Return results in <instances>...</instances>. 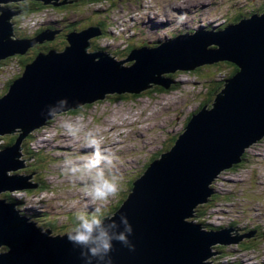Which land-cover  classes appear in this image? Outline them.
Wrapping results in <instances>:
<instances>
[{
	"label": "water",
	"instance_id": "1",
	"mask_svg": "<svg viewBox=\"0 0 264 264\" xmlns=\"http://www.w3.org/2000/svg\"><path fill=\"white\" fill-rule=\"evenodd\" d=\"M18 1L27 0H0V62L53 42L60 32L45 30L31 40H15L11 20L20 12L8 5ZM28 1L58 7L69 0ZM101 34L96 26L65 35L62 52L37 54L0 97V135L19 136L14 146L0 151V194L32 188L23 182L28 175L6 172L23 167L16 160L22 139L55 113L110 95H139L154 86L169 89L173 80L167 75L231 62L239 71L224 81L213 109L204 106L194 113L170 150L149 164L115 211V217L126 215L133 231L131 249L115 243L113 264H210L204 261L219 254L212 251L215 245L239 244L249 236L232 228L208 231L187 219L194 217L196 205L215 195L209 188L213 178L240 163L243 149L264 138V13L216 33L199 27L193 36L164 38L159 47L131 50L123 61L87 52L90 39ZM126 62L131 65L123 66ZM67 236L27 223L13 204L0 202V264H82L79 249Z\"/></svg>",
	"mask_w": 264,
	"mask_h": 264
},
{
	"label": "rangeland",
	"instance_id": "2",
	"mask_svg": "<svg viewBox=\"0 0 264 264\" xmlns=\"http://www.w3.org/2000/svg\"><path fill=\"white\" fill-rule=\"evenodd\" d=\"M20 2L25 1L16 3ZM88 2L90 1L62 10L66 15L44 5L46 9L29 14L27 18L20 20V24L17 19L14 21L15 16L11 20L14 39L31 40L32 31L37 29L39 24L46 27L51 22L63 20L65 26H71L70 30L81 33L89 26H100L105 17L107 21L103 24L111 35L105 40L98 36L90 39L87 52L109 53L103 49L108 46L111 56L121 61L127 59L130 47L131 50L140 49L142 46L159 47L164 38L183 36L182 33L186 31L193 36V31H197L199 27L204 32L216 33L220 27L224 28L230 18L251 13L252 9H259V12L264 10V0ZM259 12L257 15H263ZM236 22L232 21V24ZM60 40L62 39L58 37L53 42L27 48L22 55L9 57L11 59L8 61L2 60L0 93L3 94L0 97L7 92V82L12 84L15 79L22 77L25 67L31 64L40 52H62L63 46L55 45ZM41 46L47 47V50L40 49ZM34 48L39 50H36V57ZM23 55L31 56L32 61L21 65L19 60ZM129 65L130 62L123 64L126 67ZM238 71L231 62L204 65L191 71L171 74L175 88L170 89V86L164 90L160 86H154L137 97L126 95L125 99L110 95L102 101L73 110L77 111L73 114L64 113L65 110L55 113L49 122L31 130L22 139V148L16 160L23 162V167L6 172L8 176L28 175L23 182L32 188L1 192L0 202L13 204L27 223L44 230L50 229L53 236L69 233L75 225V215L82 210L100 208L103 213L108 207H114L121 199H125V189L129 191L133 178L137 179L142 175L145 171L144 165L170 145L169 140L173 135L183 133L189 115L202 106L205 100L208 101L207 98L210 100L206 102L205 108L208 111L213 109L214 99L223 90L224 81ZM214 83L222 86L215 89L214 94H210ZM67 125L77 128V134L71 135ZM89 132L100 140L102 149L116 157L113 171L119 177V190L106 201L92 200L85 191V183L73 181L63 170L67 158L82 162L92 154L93 149L87 145L86 140ZM14 137L19 138L10 134L0 135V151L6 145L14 146L15 142L8 145ZM242 154L246 163L235 169H223L214 183H210L209 188L215 192L213 198H208L211 199L208 203L196 205L192 209L194 217L188 218L187 221L197 224L198 220L205 222V225L200 224L208 231L216 230V227H230L245 235L254 230L257 232V239L254 235L248 239L244 237L241 245H215L212 248L213 253H218L216 248H220V251L224 250L227 254L219 252L213 255L209 259L210 264H264V138L244 148ZM199 210L205 212L202 215L205 218H201V213L196 215ZM115 213L108 212L106 217L115 216ZM229 235L235 237L236 233Z\"/></svg>",
	"mask_w": 264,
	"mask_h": 264
},
{
	"label": "clouds",
	"instance_id": "3",
	"mask_svg": "<svg viewBox=\"0 0 264 264\" xmlns=\"http://www.w3.org/2000/svg\"><path fill=\"white\" fill-rule=\"evenodd\" d=\"M67 128L71 135L78 132L72 125ZM86 140L93 149L92 154L82 162L67 158L63 170L73 181L85 183V191L92 200L106 201L119 190V177L113 171L116 157L102 149L100 140L93 133L89 132ZM132 231L126 215L106 217L100 208H86L77 215L67 238L74 248L79 249L82 264H113L111 253L115 243L131 249L129 237Z\"/></svg>",
	"mask_w": 264,
	"mask_h": 264
},
{
	"label": "trees",
	"instance_id": "4",
	"mask_svg": "<svg viewBox=\"0 0 264 264\" xmlns=\"http://www.w3.org/2000/svg\"><path fill=\"white\" fill-rule=\"evenodd\" d=\"M109 1V0H108ZM61 2H63V1H61ZM85 2H87V1H83V0H69L65 5H61V6H58V7H54V6H47V7H50V8H52L53 10H55V12H57V13H60V12H62L63 14H65L66 15V12H63L62 10H65L66 8H68V7H76L77 5H83V3H85ZM91 2V1H90ZM90 2H88V3H90ZM8 7H10V9H12V10H14V11H16V12H20V14L18 15V16H16L15 17V19H14V21H16V19H17V21H18V23L20 24V20L22 19H24V18H27L28 16H29V14H32V13H34V12H37V11H39V10H42V9H46V7L41 3V2H36V1H25V2H20V3H11L10 5H8ZM58 11H60V12H58ZM61 13V14H62ZM237 20H239V17L238 16H235L234 18H230V20H228V22L229 23H232V21H237ZM107 20L105 19V21L104 22H100V27L99 28H101V30H102V34L99 36V38H104V40L105 39H108V37H109V31L107 30V27L103 24V23H105ZM87 25V24H86ZM228 25V24H227ZM108 26H110V25H108ZM69 31H70V27L71 26H65ZM74 29H72L71 31H73ZM220 30H223V27H222V29H221V27H220V29L218 30V31H220ZM16 33H17V31H16ZM185 33V32H184ZM183 34V33H182ZM59 39H62V40H60V41H58V42H56V46L57 47H62L63 46V48H65V46L67 45V42H66V40H65V38L63 37V35L62 36H60L59 37ZM61 45V46H60ZM39 46V45H38ZM45 49V50H47V47H44V46H41L40 47V49ZM103 49H104V51H108L109 53H110V47H108V46H105V47H103ZM131 49H132V47H130L129 48V53H130V51H131ZM33 50H35L34 51V57H36L37 56V53H38V48L37 49H33ZM36 50H38V51H36ZM95 52H102V51H95ZM33 57V58H34ZM126 57H128V55L126 56ZM19 58V57H18ZM9 59H11V58H8V59H6V61H8ZM20 63H21V65L23 64V65H25V64H27V63H29V62H31L32 60H31V56H29V55H23L21 58H20ZM236 67V66H235ZM238 68H236V70H237ZM236 74V73H235ZM167 77H169L170 79H171V77H172V75H168ZM19 78V77H18ZM209 78V77H208ZM14 80V78L11 80V81H13ZM16 80V79H15ZM174 82V81H173ZM175 83V82H174ZM174 83H173V85H174ZM223 83V82H222ZM11 84V82L9 83V82H7V84L5 85V90H7L8 89V86ZM171 86V88H175V86ZM221 84H216V83H214V86H212V88L210 89V94H214L215 92H214V90L215 89H217L219 86H220ZM222 86V85H221ZM223 87H224V83H223ZM223 87H222V89H223ZM170 88V89H171ZM221 89V90H222ZM159 90H161V88H159ZM163 91V90H162ZM3 93L1 92L0 93V95H2ZM129 95V94H128ZM127 95V96H128ZM127 96L125 97V96H117L118 97V99H125V98H127ZM136 97L138 96V95H135ZM208 99V101L210 100V98H207ZM207 100H205L201 105L202 106H200L196 111H194V112H192L190 115H189V117H188V120L186 121V124L190 121V119H191V117L194 115V113H196V112H198L199 110H201L207 103L206 102H208ZM75 112H77V111H68L67 112V114H69V113H75ZM179 136V135H178ZM178 136H172V138L169 140V143H170V145L167 147V148H165L164 150H162V151H160L159 153H157L156 155V157L154 156L153 158H151L150 160H149V163H147V164H145L144 165V169H147V167L149 166V164H150V162L151 161H153V160H155L158 156H160L161 154H162V152H167L168 150H170V148L174 145V143H175V141L177 140V137ZM14 140H15V137L11 140V142L8 144V145H10V144H12L13 142H14ZM7 146V145H6ZM33 156V154H31L30 155V157H32ZM244 158H245V156L243 157H241L240 159L242 160L240 163H238V164H234L233 165V169H235V168H237V167H240L243 163H246V160H245V162L243 161L244 160ZM232 169V168H231ZM136 180V177L135 178H133V180H132V182L130 183V189H129V191H127L126 189H125V192H127V193H125V194H123V197L125 198V199H127V197H128V195H129V193L131 192V189L133 188V183H134V181ZM6 196H9V195H6ZM213 198V197H212ZM125 199H123V200H125ZM123 200L121 199L120 200V202L117 204V205H115L114 207H108L107 208V211H105V212H103L102 214L104 215V216H106V215H108V212H114V211H116V210H118V208L122 205V203H123ZM201 213V218H205V217H203L202 215H204V213L205 212H201L200 210L199 211H197V213H196V215H198V214H200ZM77 215L78 214H76L75 215V217H74V222L73 223H76V217H77ZM198 222L199 223H202V225H205V222H201L200 220H198ZM207 225V224H206ZM210 228V227H209ZM208 228V229H209ZM213 228V227H212ZM220 228H222V227H216V230L218 231ZM257 233V232H256ZM263 235H264V233H263ZM255 239H257V234H255ZM241 245V244H240ZM221 249L220 248H216V252H222L223 254H225V251L223 252V251H220ZM226 255V254H225Z\"/></svg>",
	"mask_w": 264,
	"mask_h": 264
},
{
	"label": "bare ground",
	"instance_id": "5",
	"mask_svg": "<svg viewBox=\"0 0 264 264\" xmlns=\"http://www.w3.org/2000/svg\"><path fill=\"white\" fill-rule=\"evenodd\" d=\"M151 17V16H150ZM152 18V17H151ZM156 18V17H155ZM163 22V21H162ZM94 27H96V26H94ZM52 30L53 31H59V29L56 27V25L55 26H53V28H52ZM194 32H196V31H194ZM185 33H188L187 31L185 32ZM185 33H183V35H185ZM189 35H190V33H188ZM63 34L61 33V32H59L57 35H56V38H58V37H60V36H62ZM231 79V78H230ZM174 83V82H173ZM172 83V84H173ZM172 86V85H171ZM171 88V87H170ZM64 137V136H63ZM64 140V139H63ZM255 144V143H254ZM218 177H215V178H213V181H212V183H214V181L217 179ZM211 199H209V200H207V202L206 203H208V201H210ZM223 254V253H222ZM225 254H227L226 252H225ZM225 254H223V255H225ZM228 256V255H227ZM211 257H209L208 259H206L204 262H206V263H210L209 262V259H210Z\"/></svg>",
	"mask_w": 264,
	"mask_h": 264
}]
</instances>
